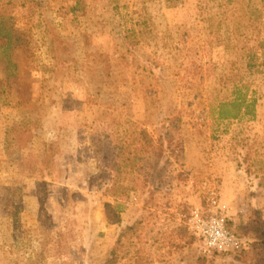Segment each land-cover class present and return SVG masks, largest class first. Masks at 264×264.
<instances>
[{
	"label": "rangeland",
	"instance_id": "1",
	"mask_svg": "<svg viewBox=\"0 0 264 264\" xmlns=\"http://www.w3.org/2000/svg\"><path fill=\"white\" fill-rule=\"evenodd\" d=\"M0 24V264H257L264 0H0ZM239 94L256 117L220 119Z\"/></svg>",
	"mask_w": 264,
	"mask_h": 264
},
{
	"label": "built area",
	"instance_id": "2",
	"mask_svg": "<svg viewBox=\"0 0 264 264\" xmlns=\"http://www.w3.org/2000/svg\"><path fill=\"white\" fill-rule=\"evenodd\" d=\"M190 229L209 252L229 253L247 250L246 241L230 232L223 219L196 216L191 221Z\"/></svg>",
	"mask_w": 264,
	"mask_h": 264
},
{
	"label": "trees",
	"instance_id": "3",
	"mask_svg": "<svg viewBox=\"0 0 264 264\" xmlns=\"http://www.w3.org/2000/svg\"><path fill=\"white\" fill-rule=\"evenodd\" d=\"M12 26H5L4 24H0V37L6 39V49H11L14 42L16 41V36L12 32ZM4 31V33L2 32ZM2 33V34H1ZM251 62V60H250ZM245 102L244 96L241 94L236 96V99L230 103H223L219 107L218 115L220 119H238L245 115H251L256 117V106L258 101L254 99L250 105H248L243 111L242 104ZM244 112V113H242ZM252 234L255 239H257V243H255V247L259 252L257 264H264V224L263 223H256L253 226Z\"/></svg>",
	"mask_w": 264,
	"mask_h": 264
}]
</instances>
